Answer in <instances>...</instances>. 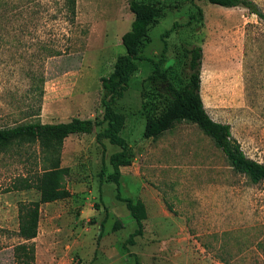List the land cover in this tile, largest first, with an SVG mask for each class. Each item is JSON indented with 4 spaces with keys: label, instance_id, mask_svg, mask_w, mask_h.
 I'll list each match as a JSON object with an SVG mask.
<instances>
[{
    "label": "rangeland",
    "instance_id": "1",
    "mask_svg": "<svg viewBox=\"0 0 264 264\" xmlns=\"http://www.w3.org/2000/svg\"><path fill=\"white\" fill-rule=\"evenodd\" d=\"M149 1L163 15L149 29L139 55L158 60L165 40L162 66L180 84L186 74L179 67L181 47L201 45L200 95L206 112L230 125L247 156L264 162V22L245 8L207 0ZM253 1L264 11V0ZM39 2L33 6L41 11L33 22L37 30L29 28L33 41L31 35L26 42L0 41V126L27 121L38 108L37 94L29 90L36 84L27 75L31 69L45 76L41 121L100 117V77L125 53L121 35L133 19L127 0H76L78 18L67 42L73 48L50 57L44 56L37 39L44 44L57 41L58 46L66 40L60 39L57 19H38L47 16L43 3L52 12L54 1ZM197 7L202 20L183 25ZM151 67L138 60L128 89L114 103L126 117L122 135L132 150L131 164L120 168L118 190L122 197L144 202L142 234L133 244L125 243L137 225L116 199L117 185L106 179L112 171L108 157L113 147L119 148L107 139L96 141L102 124L63 143L61 165L67 168L69 195L40 204L35 264H135L133 255L141 264H264V180L254 183L234 171L194 123L180 121L157 138H145L152 108L142 100L141 89ZM30 167L36 168L32 154L16 149L0 153V264H14L13 247L20 240L15 234L18 201L39 198L35 189L5 187Z\"/></svg>",
    "mask_w": 264,
    "mask_h": 264
},
{
    "label": "trees",
    "instance_id": "2",
    "mask_svg": "<svg viewBox=\"0 0 264 264\" xmlns=\"http://www.w3.org/2000/svg\"><path fill=\"white\" fill-rule=\"evenodd\" d=\"M0 0V41H28V35L33 41V25L37 14L41 11L33 6L42 5L38 0ZM52 0H50L51 2ZM54 10L50 12L47 3H43L47 16H41L45 22L48 19H57L61 26L60 39L66 40L65 44L47 42L37 39L44 56H56L72 49L70 40L71 27L76 23V0H53ZM211 4L223 7H242L254 14L264 22V11L253 0H207ZM22 2V3H21ZM30 2L36 3L31 5ZM133 19L129 29L121 35V43L125 53L116 57L112 71L100 77L99 107L101 116L94 118L71 117L66 121L42 122L40 119V101L44 93V72L39 74L31 69L28 76L36 81L29 90L37 94L38 108L34 113L28 114L29 119L23 122L0 126V153L9 150L23 151L32 154L35 167H30L25 173L18 174L5 187L6 191H20L35 189L39 193L37 200H19L17 203L18 227L15 231L20 239L13 247L14 264H35L36 250L34 238L38 232L40 218V204L52 202L69 195L64 185L67 168L61 165L63 142L71 134L93 133L98 126L104 124L101 131L96 132L98 143L107 139L110 144L119 149L108 157L112 171L106 175L107 181L117 185L116 199L123 202L137 227L128 235L125 243L133 244L135 237L142 234V220L146 217V206L141 199L133 201L130 197H122L119 193L120 168L132 162V150L129 142L122 135L125 125V115L114 108L117 99L122 98L128 89L130 79L138 69V60L151 63V69L144 79L145 84L141 89V98L150 105L151 112L147 115L143 129L145 138H157L165 131L171 129L177 122L186 121L196 124L206 135L212 138L217 147L224 153L229 165L236 172L245 174L251 182L264 180V162L247 156L240 144L232 137L228 123L213 120L205 110L200 95V73L202 65V47L199 44L181 47L179 67H185V81L176 84L169 75L167 67L162 63L166 59L168 46L163 40L160 58L154 60L150 57L139 55V49L148 39L149 29L163 15L162 8L156 2L149 0H127ZM202 10L197 7V13L189 15L183 25L190 24L193 20H202ZM35 27L34 30L30 26ZM176 26V22L165 30L163 37ZM8 27L9 29H7ZM65 29V30H62ZM12 36V37H8ZM55 44V45H54ZM75 48V47H74ZM178 67V68H179ZM33 148V153L29 150ZM104 159L102 158V164ZM38 166V168H37ZM103 178V168L99 172ZM103 225V222L101 223ZM124 243V247H125ZM134 256L135 264H141Z\"/></svg>",
    "mask_w": 264,
    "mask_h": 264
},
{
    "label": "crops",
    "instance_id": "3",
    "mask_svg": "<svg viewBox=\"0 0 264 264\" xmlns=\"http://www.w3.org/2000/svg\"><path fill=\"white\" fill-rule=\"evenodd\" d=\"M76 9H77V2H76ZM77 18H78V16H77ZM42 122H43V121H42ZM72 135H74V134H71V135H69V136H72ZM69 136H68V137H69ZM68 137H66V138H68ZM66 138H65V139H66ZM64 142H65V140H64ZM64 142H63V143H64ZM111 146H112V144H111ZM113 148H114V149H113L114 151H117V150H118V149H115V147H113ZM114 151H113V152H114ZM29 190H30V189H27V190H20V191H21V192H27V191H29Z\"/></svg>",
    "mask_w": 264,
    "mask_h": 264
}]
</instances>
